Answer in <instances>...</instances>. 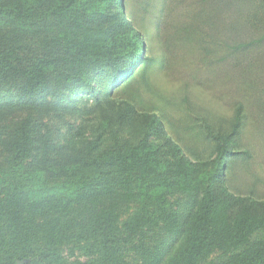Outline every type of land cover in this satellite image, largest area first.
<instances>
[{
	"label": "trees",
	"instance_id": "trees-1",
	"mask_svg": "<svg viewBox=\"0 0 264 264\" xmlns=\"http://www.w3.org/2000/svg\"><path fill=\"white\" fill-rule=\"evenodd\" d=\"M146 52L124 0H0V83L28 104L8 137L0 125V264H66V250L89 259L76 264H264V200L226 184L241 110L216 157L192 161L156 114L112 100ZM80 91L111 110L112 135L133 126L138 140L56 142L44 95Z\"/></svg>",
	"mask_w": 264,
	"mask_h": 264
},
{
	"label": "rangeland",
	"instance_id": "rangeland-1",
	"mask_svg": "<svg viewBox=\"0 0 264 264\" xmlns=\"http://www.w3.org/2000/svg\"><path fill=\"white\" fill-rule=\"evenodd\" d=\"M124 5L147 52L133 76L113 89L112 100L156 114L194 162L216 157L217 138L231 133L240 109L243 122L238 146L227 158L226 184L238 196L264 200V0H124ZM17 98L15 85L0 83L5 138L28 113V104ZM62 101L65 112H58ZM43 104L44 123L68 151L139 138L133 126L112 135L115 127L104 124L111 110H94V98L82 91L50 92ZM7 159L0 142V162ZM64 255L66 264L89 260L78 251Z\"/></svg>",
	"mask_w": 264,
	"mask_h": 264
}]
</instances>
